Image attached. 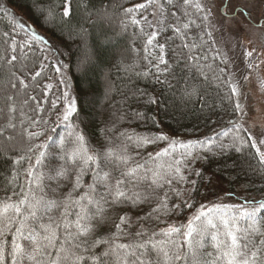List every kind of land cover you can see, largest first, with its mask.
Masks as SVG:
<instances>
[{
    "label": "snow or ice",
    "instance_id": "1",
    "mask_svg": "<svg viewBox=\"0 0 264 264\" xmlns=\"http://www.w3.org/2000/svg\"><path fill=\"white\" fill-rule=\"evenodd\" d=\"M44 2L45 0H37V6L43 5ZM87 2L89 7H92V0ZM166 3L180 11L181 16L188 18L187 22L183 23L176 18L174 23L167 25L174 36L181 38L186 36V30L195 25L189 10L191 9L192 13L205 11L200 0H182V2L166 0ZM152 6H155L151 13L153 20H149L148 16L143 14L137 19L136 13H143ZM225 8H228V4H225ZM39 11L40 19L54 25L49 31L55 36L56 9L51 4V0L47 7H39ZM85 11L88 9L86 8ZM123 12L130 19L131 24L139 27L146 37L144 59L151 68L155 69V73L149 70L137 75H154L158 83L168 84L167 77L173 74L174 69L166 59V45L167 40L172 37H167L164 43L157 40L161 30H167L164 27L167 19L165 4L160 0H145L144 3L124 8ZM229 12L246 16L249 21L257 24L264 20V15L254 19L247 7H242L239 11L232 8ZM0 13L7 15L8 8L0 7ZM96 13H99L98 9ZM59 15L61 21L69 28V36L75 31L81 37V42L85 43L86 29L80 23L73 27L70 20L64 21V18L72 16L71 0H64ZM91 15L92 13H89L84 18L85 21L90 20ZM208 15H211L210 9ZM208 15L203 19L207 20ZM171 16L175 17L176 13L172 12ZM15 23L26 38L23 41L12 38L10 47L13 54L8 64L15 67L14 62H17L20 56L18 71L25 75L34 72L31 80L36 81L35 88H39L37 78L41 77L48 57L45 55L44 60L39 62V70L35 67L29 68L24 61L32 54L35 45L43 46L39 49L41 55H44L45 50L59 52V47L50 37L38 32L26 22ZM144 25L152 30L145 31ZM59 26L63 27L64 24ZM208 35L210 36L211 33ZM7 36L8 34L5 33L6 38ZM60 43L64 44L65 41L61 39ZM183 47L190 48L196 45L190 46L184 43ZM156 51L159 55H154ZM245 54L247 57H252L253 52L246 51ZM60 55L62 56L63 53ZM186 59L197 61L194 67L198 68L200 75H205L203 67L199 65V58L188 55ZM89 63L90 57L85 55L75 65V70L83 71L86 75L88 70L86 65ZM247 66L252 68L253 64L249 62ZM207 67L212 70L211 65ZM54 70L59 75L58 85H62L63 89L57 87L58 94L50 101L47 93L52 90L53 84L48 83L41 89L44 101L50 103L49 109H45L43 104L37 101L36 96H29L28 99L36 102V107L31 109L36 115L34 118L27 117L30 123L23 129L29 141L41 137L43 140L29 148L27 154L11 157L10 165L5 168L6 171L11 172V179L7 180V183L12 185L13 190L11 195L6 194L0 198V264H7L9 259L11 264H26V262L30 264H185L188 261L191 264H264V230H262L264 199H245L242 204L201 203L187 218L186 223L168 224L158 232L149 231L141 223L140 230L134 234L129 231L134 223L129 213L133 210L141 211V206L144 204L151 207L154 203L155 206L151 207L145 216H137L136 222L147 219L154 223H163L165 221L161 220V216L167 217L172 213L183 211L184 208L195 207V196L203 186L205 168L212 162V157L223 156L225 149L230 148L239 153L244 151L246 146H250L255 150L253 159L257 160V166L253 171L264 173V150H262L264 131L253 136L242 123H236L232 129L223 133L225 136L231 135V140L227 144L212 138H208L207 141L181 140L163 129L156 134L122 132L119 138L115 134L106 137V143L101 144L100 150H97L87 143L85 134L75 123L84 114L83 109L78 105L83 90L73 88L75 72L71 61L64 63L57 57ZM225 71L226 69L220 68L221 76H217L216 79H221ZM161 77L164 79L161 80ZM205 79H207L206 75ZM16 80L23 89L27 90L28 85L24 79L16 76ZM224 83L230 88L228 99L240 96L238 83L232 82L231 79ZM11 87L16 89L17 85L13 83ZM194 95H200V91L194 86L182 90V96L188 97L189 100ZM140 96L148 97L147 104L158 103L156 96L145 92H141ZM8 99L12 100L13 97ZM23 103L27 104L28 100ZM204 103L207 106L206 100ZM234 111L243 114L244 109L239 100L234 105ZM15 112V105H11L8 123L0 128V134L5 129L16 128L12 120V113ZM0 115H3L2 109ZM20 115L25 116L23 111ZM53 116L55 119H51ZM133 116L139 120L148 119L147 114L143 112H134ZM151 119L155 122L154 118ZM80 123H83V120H80ZM20 124H24L23 119ZM60 125L68 129L66 134L57 132V127ZM242 133H247V137ZM8 139L11 140L12 137ZM159 142H165L167 146L155 153H147L146 158L143 157L142 151H137L135 156L129 152L130 146L143 150L148 145ZM66 145L71 146L66 147ZM55 148H59V151H54ZM198 149H206V151L201 152ZM9 151L11 149L8 148L0 151V163L4 162ZM56 160L60 163H55ZM25 162L24 179L19 184V191H16V178L20 175L19 167ZM197 164L200 165L199 168L196 167ZM85 175L91 176V183H85ZM47 181H55L56 187L53 188ZM62 181L70 183L71 188L62 197L55 198L57 191L65 186ZM49 193L52 198L49 197ZM109 209L117 212L122 210L124 214L118 215L119 222L115 223V232L109 239L95 241V244H106L108 248L100 255L90 254L91 248L82 238L93 231L94 221L103 222L104 213ZM53 212H57L58 216L50 215ZM44 215H48V222H43ZM241 223L246 224V227H241ZM61 226L63 239L59 231ZM9 234H11L10 243L7 239ZM133 236L139 239L133 240ZM205 236L211 237L212 252L200 251L204 247ZM120 237H127L133 242H117ZM178 237L182 238V242ZM256 237H259L258 244ZM185 244L188 248L187 252L182 251ZM150 254L155 258L145 259ZM112 257H115L114 262L111 260Z\"/></svg>",
    "mask_w": 264,
    "mask_h": 264
},
{
    "label": "trees",
    "instance_id": "2",
    "mask_svg": "<svg viewBox=\"0 0 264 264\" xmlns=\"http://www.w3.org/2000/svg\"><path fill=\"white\" fill-rule=\"evenodd\" d=\"M7 2L11 7L23 13L34 28L52 38L61 47L67 63L71 61V66L75 72L73 88L83 90L78 105L83 109L84 114L75 123L79 125L80 131L85 134L87 143L92 148L100 150L101 144L106 143V137L113 134L119 138L122 132L156 134L161 129L174 134L181 140L199 139L207 141L208 138H212L225 144L230 142L231 135L225 136L223 133L232 129L234 124L240 123L237 122L239 112L234 111L237 97L228 99L230 88L224 81L232 80V77L218 51L207 21L203 19V13H192L190 9L189 12L192 19L195 20V25L186 30L185 37L174 36L171 28H167V25L174 23L176 18H179L181 23L187 22L188 18L181 16V12L175 7H170L166 0H160L166 8L167 19L164 27L167 30H161L157 40L164 43L167 37H172V39L167 40L166 59L174 69L173 74L167 77L169 83L162 85L156 81L154 75H137V73L149 70L151 73H155V69L151 68L148 61L144 59L143 49L146 37L141 33L139 27L131 24L130 19L123 12L124 8L144 3L145 0H92V7H89L87 0H71L72 16L64 18V21L70 20L73 27L80 23L86 29L87 39L85 43L81 42V37L75 31L69 36L67 24L61 21L59 13L62 12L64 0H51V4L56 9L55 36L49 31L54 25L39 18V7H47L49 0H45L44 4L39 7L37 0H7ZM175 2H182V0H175ZM154 7H149L143 13H136L137 19L143 14L147 15L149 20H153L151 13L154 11ZM86 8L88 11H85ZM97 9L99 10L98 14L96 13ZM106 11L110 13L108 19L103 17ZM172 12L176 13L175 17L171 16ZM89 13H92L91 18L85 21L84 18ZM62 23L64 26L60 27L59 25ZM42 24L45 26L41 27ZM144 28L148 32L152 30L147 25H144ZM5 33L8 34L7 38ZM208 33L211 35L209 36ZM13 37L17 41H23L26 38L25 34L16 27L15 21L9 14L0 13V109L3 110V115H0V128L8 123L10 106L15 105L16 107V112L12 113V120L16 124V128L14 130L5 129L0 134V141L2 144L4 143L3 146H0V151L5 148L11 149L4 162L0 163V198L6 194L11 195L13 190L12 185L7 183V180L11 179V172L5 170L6 166L11 163V157L27 154L29 148L43 140L41 137L29 141L23 133V129L27 128L30 123L27 117L34 118L36 115L31 111L36 107V102L28 99L29 96H36L37 101L41 102L45 109H49L50 103L44 101L41 89L46 84L51 83L53 88L47 93L49 101L54 99L56 95L55 83L52 82V79L56 77L57 73H55L53 62L50 60L45 61L46 67L41 77L37 78L39 88H35L37 82L31 80L34 72L25 75L18 71L20 56H18V61L14 62L15 67L8 64V60L13 54L10 47ZM61 39L65 41L64 44L60 43ZM184 43L190 46L196 45V47L184 48ZM41 47L43 46L35 45L32 54L24 61L29 68L35 67L36 70H39V62L44 60L45 56V53L41 55L39 51ZM17 51L19 52V49ZM85 55L90 57V63L86 65L88 69L86 75L83 71L75 70V65ZM154 55H159V52L156 51ZM188 55H195L199 58V65L203 67L207 79H205V75H200L197 67H194L197 61H187ZM208 65H211L212 70H209ZM220 68H224L226 71L218 80L216 77L221 76ZM16 76L25 80L28 85L27 90L20 86ZM163 79L164 77H161V80ZM13 83L17 85L16 89L11 87ZM192 86L200 91V95H194L189 100L188 97L182 96V90ZM141 92L156 96L158 103L147 104L148 97H141ZM8 97H13V99L9 100ZM25 100H28L27 104L23 103ZM204 100H206L207 106H205ZM21 111L25 116L20 115ZM134 112L146 113L148 119H136L133 116ZM41 115H45V113H41ZM3 117L5 120L1 121ZM151 118H154L155 122ZM21 119L24 120L23 125L20 124ZM51 119H55V117L53 116ZM80 120H83V123H80ZM67 131L68 129L63 125L57 127L59 134H66ZM242 135L247 137V133H242ZM8 137H12V139L9 140ZM70 146L66 145V147ZM166 146L165 142L148 145L143 150L130 146L129 152L135 156L137 151H142L143 157L146 158L147 153H155ZM53 150L59 151V148ZM198 150L206 151V149ZM254 152L255 150L250 146H246L244 151L239 153L229 148L225 149L223 156L212 157V162L205 168L203 186L200 187L199 194L195 196V207L184 208L183 211L172 213L167 217L161 216V220L165 221L163 223H154L147 219L136 222L137 216H145L151 207L155 206L154 203L151 207L144 204L141 206V211L133 210L129 213L134 221L129 231L134 234L140 230L141 223L149 231L157 232L168 224L186 223L187 218L196 211L201 203L208 205L212 202L242 204L245 199H264V173L253 171L257 166V160L253 159ZM54 162L60 163L58 160ZM24 167H26V162L19 167L20 175L16 178V191H19V184L23 182ZM196 167L199 168L200 165L197 164ZM209 177H211V183H209ZM84 179L85 183H91L90 175H85ZM47 183L53 188L56 187L55 181H47ZM62 183H65V186L57 191L55 198L62 197L71 188L70 183L63 181ZM49 197L52 198L51 193H49ZM123 214L122 210L117 212V210L109 209L104 213L103 222L99 220L93 222V231L87 237L82 238L87 241V246L91 248L90 254L100 255L108 248V245L95 244V241L109 239L115 232V223L119 222L118 215ZM38 215H40L39 212ZM50 215L58 216V213L53 212ZM71 218L74 219V217ZM43 222H48V215L43 216ZM240 226L246 227V224L241 223ZM262 230H264V226H262ZM59 231L61 239H63L62 226ZM7 239L10 243L11 234L8 235ZM138 239L133 236V240ZM178 239L182 242L181 237ZM255 240L258 244L259 237H256ZM117 242L130 243L133 241L127 237H120ZM211 245V237L205 236L204 247L200 249L201 253L212 252ZM182 251H188L186 244ZM154 258V255L151 254L145 257L148 260ZM111 260L114 262L115 257H112ZM7 264H11L10 259ZM26 264H30V262H26ZM185 264H191V262L188 261Z\"/></svg>",
    "mask_w": 264,
    "mask_h": 264
},
{
    "label": "rangeland",
    "instance_id": "3",
    "mask_svg": "<svg viewBox=\"0 0 264 264\" xmlns=\"http://www.w3.org/2000/svg\"><path fill=\"white\" fill-rule=\"evenodd\" d=\"M200 3L205 8L202 12L204 16L208 15L209 9L211 10V15H208L206 20L207 24L233 82L239 85L240 96L237 100L244 111L243 114L239 113L237 122L242 123L253 136H256L258 132L264 131V20L260 21V24L253 23L246 16L229 12V9L235 8L239 11L240 8L247 7L256 19L264 15V0H200ZM225 4H228V8H225ZM0 7L8 8V14L15 22H26L31 25L23 13L11 7L7 0H0ZM109 16V11L103 14L104 18L108 19ZM52 41L59 47V52L46 50L48 60L55 65L58 57L67 63L64 54L60 55L61 47L53 39ZM246 51H252V57H247ZM249 62L253 64L252 68H248ZM58 79V74L52 79L55 83V94H58L57 87L63 89L62 85H58ZM4 120L3 117L1 121ZM257 139L259 140V137ZM3 145L4 143L0 141V146Z\"/></svg>",
    "mask_w": 264,
    "mask_h": 264
}]
</instances>
